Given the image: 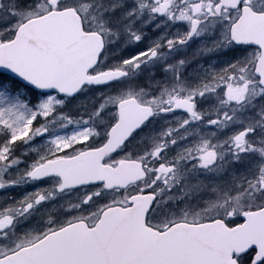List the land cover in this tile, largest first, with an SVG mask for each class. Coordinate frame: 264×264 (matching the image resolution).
I'll return each instance as SVG.
<instances>
[{
    "label": "snow or ice",
    "instance_id": "obj_1",
    "mask_svg": "<svg viewBox=\"0 0 264 264\" xmlns=\"http://www.w3.org/2000/svg\"><path fill=\"white\" fill-rule=\"evenodd\" d=\"M0 264H264V0H0Z\"/></svg>",
    "mask_w": 264,
    "mask_h": 264
}]
</instances>
